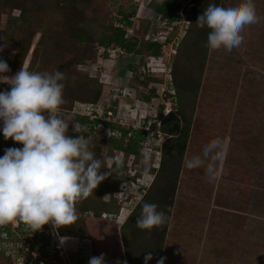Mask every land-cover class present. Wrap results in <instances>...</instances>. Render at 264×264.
<instances>
[{
  "label": "rangeland",
  "instance_id": "obj_1",
  "mask_svg": "<svg viewBox=\"0 0 264 264\" xmlns=\"http://www.w3.org/2000/svg\"><path fill=\"white\" fill-rule=\"evenodd\" d=\"M160 1L139 0L134 6L136 12L130 15L132 18L130 22L133 23L130 35L135 34L137 37V47L139 45L141 56L146 62L149 60V53L144 50L146 34L142 32L146 21L151 23L149 20L151 12H148L143 20L141 13L145 7L152 9L154 4ZM133 3L134 0H89L87 5H81L83 14L86 15L84 25L93 31L94 40L99 38L100 33L109 32V26L122 22L125 19L123 14L132 10ZM254 4L258 21L245 26L242 31V44L231 50L223 48L208 50L165 236L162 253L165 264H264V0H254ZM18 14V9L7 12L0 9V58L7 62L10 69L4 73L6 79L24 66L34 72L36 68H42V72L47 73L60 71L64 76H72L70 78L73 82H75L73 75L83 77L84 73L98 80L100 72L93 71V66H102L104 75L101 74L103 89L100 101L111 105L107 92L112 88L122 89L120 93L116 92V106L119 105L116 114L119 124L145 128L143 120L148 108L152 107L154 111L157 105L164 104L163 114L176 110L175 102L167 99L164 92L173 91L167 83V80H170V72L167 74L168 64L173 61L171 54L175 47L172 44L183 36L187 26L185 22H180V25L173 29L171 40L174 42L164 46L163 50L166 53L160 65L154 62L156 59L151 58L148 73L152 76L158 74L154 76L158 82L154 85L156 95L150 99L149 104H144L139 101V93L144 91V88L137 82L131 83L130 79L127 82L120 79L116 67L105 63V60H102L101 64L99 61L101 57L91 61L95 57L85 59L80 55L79 62L67 65L60 62L59 58L51 60L48 57L43 61L48 50L44 42L46 45L39 44L37 47L33 66L28 68L40 31L47 30L50 33L54 30L58 16H40L32 11L25 24L26 28H21L22 26H17L20 25ZM182 19L186 20L184 14ZM14 25L17 27L12 29ZM147 29L153 34L151 38L154 39L158 38L159 33L166 31L156 20L152 27L148 26ZM29 33L33 37L23 63L12 64L18 40L22 36L27 37ZM95 46V42L90 43L86 49L90 53L102 50L101 47ZM82 50H84L82 44L78 45L76 49L78 56ZM110 59L108 57V61ZM97 60L98 62H95ZM165 64L166 71L162 69L165 68ZM5 86L4 90L10 89L7 82ZM159 125L158 121L157 130L154 132L149 126L148 129L145 128L146 131L150 129L148 135L155 133L158 137L157 140L144 139L142 151L146 153L142 152L137 164L131 163L132 156L128 158L122 153L118 156L122 162H126V169L123 172L125 177L137 172L134 180L122 184L124 191L122 196L128 195L127 202L117 201L119 206L110 204V215L88 214L83 219L87 238L78 243V248L83 253H77L80 254L83 264H87L91 255L98 256L101 253L105 254L107 264H115L118 259L124 260L119 245L120 226L116 223L117 216L124 208L125 218L127 217L155 174L141 171L140 165L143 162L155 165L160 158L159 147L169 136L162 134ZM115 134L116 137L119 136V132ZM107 149L108 146H102V153H106ZM94 197L96 200L99 197L103 198L98 193L94 194ZM18 223L19 221L14 220L7 225L16 230ZM56 250L58 255H61L59 250L62 252L61 263L64 261L72 263L68 260L72 257L65 259L63 248ZM0 264H17V260L1 253Z\"/></svg>",
  "mask_w": 264,
  "mask_h": 264
},
{
  "label": "trees",
  "instance_id": "obj_2",
  "mask_svg": "<svg viewBox=\"0 0 264 264\" xmlns=\"http://www.w3.org/2000/svg\"><path fill=\"white\" fill-rule=\"evenodd\" d=\"M216 2H219V0H216ZM88 3L89 0H1L0 9L3 12L18 9L20 25L17 26H22L21 28H26L25 24L32 11H35L40 16H58L56 28L51 30L52 33H48L47 30L40 31L37 43L32 50L28 68L33 66L37 47L39 44H44V42L47 44L48 50H46L45 54L47 55L43 61L48 57L51 60L59 58L58 60L64 65L79 62L80 55L85 59L95 57L91 61L104 57V55H100L97 51L90 53L86 49L90 43L95 42L96 48L99 46H120L124 54L117 56L113 67H116L120 79L125 82L130 79L131 83L137 82L139 86L144 88V91L139 93V101L149 104L150 99L156 95L154 85L158 82V79L144 70L146 61L141 56L139 45L137 47V37L135 34L126 38L124 37L126 33L125 28L133 24L128 19L132 13L136 12V8L134 7L136 3H133L131 11L125 15L123 14V18L125 19L122 20L120 18L122 22L109 26V32L104 31L100 33L101 35L97 40H94V33L89 29V26L84 25L86 15L83 14V8L80 6L87 5ZM192 3L193 6L190 9H184L180 12L181 5L178 1L161 0L160 2H156L152 9L148 6L145 7L146 9L141 15V19L143 20L148 12L159 14L163 18H166L168 25H173V29L179 25L183 14L189 23H187L181 39L173 44L175 53L172 54L173 61L169 64L170 80H167L169 88H172L173 91L169 90V93L164 92L167 99L175 102L176 110H170L167 114H163L164 104L157 105L154 111H152V107L148 108L146 117L143 120L144 127L150 121V129L153 132L157 130L156 125L159 121V130L162 134H166L169 137L159 147L161 153L157 164L152 165L153 163L143 162L140 165L141 171L155 174L149 186L144 190L140 200L134 205L118 229L119 245H121L120 248L127 264H143V256L148 252H151L153 256V259L148 264H156V260L163 253L165 236L170 222L183 157L189 138L192 116L209 50V47L206 45L209 30L206 27H199L196 23V19L202 12L207 0H192ZM45 11H47V15ZM12 22H14L13 18ZM146 22V26H143L142 32V34H146L144 50L149 55L159 57L161 55V45L158 42L148 40L150 32L147 27L151 28L152 24H149L148 21ZM17 26L14 25L12 29ZM32 37L33 35L29 33L27 37L22 36L18 40L12 64L21 65L23 63ZM70 43L72 45H69ZM81 44L84 50L78 56L76 49ZM95 62H98V60ZM93 67V71H96L95 68L97 67ZM42 71V68H36L35 72ZM84 74L83 77L73 75L75 82L70 78L72 76H64V79L61 81L64 85L62 93L63 103L59 106L57 114L69 124L76 123L81 126V134L89 139V150L94 153L96 158L101 159L103 162L105 169L102 168L100 171L103 172L107 169L111 170L112 173L98 184L92 194L75 203L77 219L71 225L53 229L51 224H45L41 230L35 232L20 221L18 226H16V230H12L7 224L0 225V254L14 257L16 260L22 259L21 263L17 261V264H39L40 261H44L45 264H64L61 263L63 256L58 255L57 248L52 243L53 238L58 240L60 237L70 236L85 240L87 238L85 236L86 226L83 219L86 215H110V204L119 206L117 201H121L114 196V193L121 191L126 181L134 180L137 176V172L131 176L125 177L123 175L126 169V162H122L118 156L121 153L128 158L132 156L131 163L137 164L141 158V154L146 153L142 151L144 139L157 140L156 137L158 135L155 133L148 135L145 128L133 125L126 127L125 123L119 124V120H117L118 114H116L119 111V105L117 104L116 106V97H111L114 94L116 95L114 88L107 92L108 98L111 100V105H108L107 102L100 101L103 89L102 83L96 77L89 76L87 73ZM3 85L0 82V90L4 89ZM121 90L119 88L118 92L120 93ZM77 103L95 105V110L91 114L73 111ZM108 109L113 111L114 115L112 117L114 120L106 119ZM90 115H95L96 117L91 118ZM107 131L110 133L108 134ZM116 132H119V136L117 137L115 136ZM68 135H76L72 131L71 125H69ZM0 138L2 139V143H0V156L4 154L5 148L22 147V144L14 142L11 138L5 140L2 135H0ZM104 145L108 146V149L103 154L101 149ZM155 150L158 151V149ZM110 161H119V166L110 163ZM97 193L99 196H103V198L99 197L96 200L94 194ZM127 197L128 195L122 198L124 203L127 202ZM144 202L157 204L158 210H162L166 214L167 219L165 223L154 226L150 230L139 229L136 226L135 220L140 215L141 204ZM17 246L20 248H18L19 253H16V256H12L11 253ZM6 248L8 249L7 253H5ZM35 253H38V255L34 256ZM64 254L65 252H63ZM67 256L68 254L65 256L66 260ZM49 258L55 262H51ZM68 260H71L72 263L68 261L66 264H77L79 261L78 258L76 260Z\"/></svg>",
  "mask_w": 264,
  "mask_h": 264
},
{
  "label": "clouds",
  "instance_id": "obj_3",
  "mask_svg": "<svg viewBox=\"0 0 264 264\" xmlns=\"http://www.w3.org/2000/svg\"><path fill=\"white\" fill-rule=\"evenodd\" d=\"M257 21L254 0H207L196 19L199 27L209 30L206 45L214 50L239 47L245 26ZM9 71L0 58V77ZM63 79L60 71L34 72L24 66L0 79L10 85L0 90V135L22 144L5 148L0 156V225L18 220L33 232L45 224L53 229L71 225L77 219L75 203L92 194L112 173L100 171L103 162L89 150L81 126L57 114L63 103ZM69 125L75 136L68 135ZM110 163L119 166V161ZM166 219L157 204L144 202L135 223L139 229L150 230ZM152 259V253H146L143 264ZM87 264H107L105 254L90 257ZM115 264L127 261L118 259ZM156 264H165V257H159Z\"/></svg>",
  "mask_w": 264,
  "mask_h": 264
},
{
  "label": "built area",
  "instance_id": "obj_4",
  "mask_svg": "<svg viewBox=\"0 0 264 264\" xmlns=\"http://www.w3.org/2000/svg\"><path fill=\"white\" fill-rule=\"evenodd\" d=\"M135 1V3H137V2H139V0H134ZM176 1H178L179 2V4L181 5V7H180V12H182L184 9L185 10H188V9H190L192 6H193V3H192V0H176ZM139 9V8H138ZM137 12H138V10H137ZM142 14V13H141ZM132 18H129V20L130 21H132L131 20ZM150 21H151V24L153 25V22H154V20H156L157 21V23H159V25L161 26V28L163 29H166V31L165 32H161V33H159V36H158V38H151V37H153V34L150 32L149 34H148V36H149V39L151 40V41H154V42H158V43H160V45H161V55L159 56V57H155V56H152V55H148V61L145 63V67H144V70L148 73L149 72V63H150V61H152L151 60V58L152 59H156V61H154V62H157V64H159L160 65V63L162 62V58H164L163 57V55H165V51L163 50V48H164V46H166V45H170V44H172L173 42H174V40L172 41L171 40V35H172V31H173V25H168L167 24V21H166V18H163L161 15H159V14H151V17H150V19H149ZM180 22H185L186 24L187 23H189V21H187V20H184V19H181L180 20ZM179 22V23H180ZM180 25V24H179ZM133 26V24L131 25V26H129V27H127V28H125L126 29V33H125V35H124V37L126 38V37H128V36H130V34L132 33V27ZM169 38H170V40H169ZM169 40V41H168ZM172 41V42H171ZM172 46H173V44H172ZM99 47H101L102 48V50L100 49L99 51H98V53H100L101 55H104V57H102V58H100L99 59V61H100V63H101V61L102 60H105L104 62L105 63H109L110 65L112 64V66L114 65V63L116 62V58H117V56H120V55H123L124 54V51L122 50V48L120 47V46H115V47H104V46H99ZM172 49V48H171ZM175 53V50L173 51V53L172 54H174ZM171 54V55H172ZM108 57H110L111 59L108 61ZM158 59V60H157ZM169 63V60L167 61V64ZM102 64V63H101ZM100 64V65H101ZM169 65V64H168ZM165 68H162V69H165V71H166V68H167V66H166V64H165V66H164ZM169 68V70H168V73L167 74H169V72H170V66L168 67ZM96 69V71H99L100 72V75L98 76V78H100V79H98L100 82H102V80H101V74L103 73V71H104V69H102V66H97V68H95ZM161 69V70H162ZM155 71V70H154ZM153 71V72H154ZM164 71V70H163ZM156 73V71L154 72V74ZM149 74V73H148ZM153 74V75H154ZM103 75H104V73H103ZM158 74H155L154 76H157ZM115 90V92H118V89L117 88H115L114 89ZM114 96V98L116 97V95L114 94L113 95ZM112 96V97H113ZM135 105H138L139 106V104H135ZM95 105H92V104H81V103H77V106L75 105V107L73 108V111H76V112H79V113H82V114H91L94 110H95V107H94ZM114 114H113V111L112 110H110V109H108V111H107V116H106V119L107 120H111V119H113V116ZM90 117L91 118H94V117H96L95 115H90ZM114 120V119H113ZM150 125V122L148 121V123L145 125V128L147 127V129H148V126ZM149 128H150V126H149ZM150 130V129H149ZM149 130L148 131H146V132H149ZM150 133V132H149ZM123 190H121V191H119V192H115L114 193V196L118 199V200H122V198H124L125 197V195L124 196H122L123 195ZM55 247L57 248V249H60V246L59 245H55ZM59 253L62 255V252H61V250H59ZM38 255V253H35L34 254V256H37ZM49 260L51 261V262H55L53 259H50L49 258ZM39 264H45L44 263V261H40L39 262ZM55 264H60V263H55Z\"/></svg>",
  "mask_w": 264,
  "mask_h": 264
},
{
  "label": "crops",
  "instance_id": "obj_5",
  "mask_svg": "<svg viewBox=\"0 0 264 264\" xmlns=\"http://www.w3.org/2000/svg\"><path fill=\"white\" fill-rule=\"evenodd\" d=\"M5 74H3V75H5ZM0 79H6V77L5 76H2V77H0ZM1 83L4 84L3 87L5 89L6 82H1ZM60 238L57 241L53 238L52 243L55 244L54 242H57L55 245H59L60 248H63L65 250L64 251L65 254L66 255L68 254V256H67L68 258H69V256H70V258L72 257L71 258L72 260H76V258H78L79 261H78L77 264H83L82 261H81V256H80V254L83 253V251L78 248V245H79L78 243H80V239L77 238V237H70V236L65 237L64 236L65 239L63 240V242H61V239ZM18 248H19L18 246L16 248H14V251H12V253H11L12 256H16V253H19L18 251H19L20 248L19 249ZM7 251H8V249L6 248V252L5 253H7ZM71 253H73V254H71ZM77 253H80V254L78 255ZM92 256H97V255H91V257ZM17 261L21 263L22 259H17ZM63 263L66 264L65 261Z\"/></svg>",
  "mask_w": 264,
  "mask_h": 264
},
{
  "label": "bare ground",
  "instance_id": "obj_6",
  "mask_svg": "<svg viewBox=\"0 0 264 264\" xmlns=\"http://www.w3.org/2000/svg\"><path fill=\"white\" fill-rule=\"evenodd\" d=\"M123 209H121L122 211L120 210V212H119V214L117 216L116 223H117L118 226H120L122 224V222L126 219L125 218V213H124Z\"/></svg>",
  "mask_w": 264,
  "mask_h": 264
}]
</instances>
